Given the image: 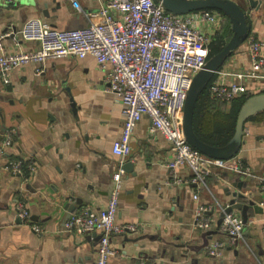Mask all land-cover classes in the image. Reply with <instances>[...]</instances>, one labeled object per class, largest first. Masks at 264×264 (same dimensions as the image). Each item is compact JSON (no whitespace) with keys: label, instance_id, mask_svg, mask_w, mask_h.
<instances>
[{"label":"crops","instance_id":"0c3cea01","mask_svg":"<svg viewBox=\"0 0 264 264\" xmlns=\"http://www.w3.org/2000/svg\"><path fill=\"white\" fill-rule=\"evenodd\" d=\"M77 1L86 11H95L99 4ZM222 1L244 13L248 37L264 41V0ZM33 18L59 30L79 29L87 23L68 0H0V37L10 34L2 40L6 50L17 49L14 35ZM247 39L239 41L219 73L249 67ZM104 75L93 58L68 57L47 60L40 74L35 65H27L12 71L7 83L0 78V148L5 132L15 130L11 144L0 154V264L94 263L98 235L75 236L64 231V223L83 207L99 211L112 189L117 158L111 146L120 138L123 117L120 100L105 90ZM259 84H248L246 92L264 93V81ZM149 126L150 120L143 117L135 127L132 153L125 160L135 174L123 176L116 218L117 224L134 225L137 232L111 237L115 256L109 264H264V211L247 210V218L253 220L245 231L248 247L227 248L221 258L207 257L203 245L223 236L214 233L206 240L193 217L194 193L203 204L215 198L226 207L237 183L243 195L251 192V198L259 200L255 182L213 170L207 188L189 183V170L173 172L165 167L171 151L163 137L148 134ZM15 156L28 162L31 172L25 167L23 177L13 176L5 166ZM235 159L256 175L264 172V123L245 122ZM174 175L181 183L174 182ZM68 204L75 207L71 213ZM19 206L27 210V222L18 216ZM211 213L217 223L218 210Z\"/></svg>","mask_w":264,"mask_h":264},{"label":"built area","instance_id":"2783aa9c","mask_svg":"<svg viewBox=\"0 0 264 264\" xmlns=\"http://www.w3.org/2000/svg\"><path fill=\"white\" fill-rule=\"evenodd\" d=\"M68 1L83 15L86 25L59 30L38 18L29 19L14 35L17 49L12 51L6 50L2 43L10 34L2 35L0 78L7 83L12 71L27 65H35L36 74H40L49 59L91 57L105 72V90L120 100L123 125L120 138L111 146L117 164L107 201L99 211L83 207L64 223V231L75 236L100 235L93 264H109V259L115 256L112 236L137 232L134 225L117 224L116 218L125 175L122 166L131 156L133 133L143 117L150 120L148 134L160 135L169 146L171 160L165 164L169 171L186 168L192 174L189 183L199 188H207L205 182L213 170L251 180L261 198L254 201L251 192L243 196L264 211V172L254 174L235 157L220 160L206 156L188 144L183 133L182 114L187 93L193 78L205 69L210 42L221 29L220 15L208 10L179 15L167 12L156 0H98L95 11L83 10L77 0ZM19 42L33 47L23 48ZM246 42L249 67L237 73L217 71L215 74L219 77L208 87L209 96L216 103L229 105L248 90V84L256 82L259 87L264 81V41L249 36ZM14 134V129L5 132L0 154L2 148L11 144ZM24 162L17 158L8 161L5 167L13 176L23 177ZM27 168L30 172L33 169L31 165ZM174 176V182L181 183ZM236 191L242 193V190ZM192 200L196 204L193 211L196 229L207 232L215 227L224 238L208 242L203 249L207 257L221 258L224 250L237 245L248 247L245 231L253 223L251 218L244 222L234 210L225 213L227 205L223 206L215 198L206 205L194 193ZM215 209L219 212L218 218L223 214L219 226L209 217ZM17 214L27 222L26 209L19 206ZM250 252L254 255L251 249Z\"/></svg>","mask_w":264,"mask_h":264},{"label":"water","instance_id":"95a60500","mask_svg":"<svg viewBox=\"0 0 264 264\" xmlns=\"http://www.w3.org/2000/svg\"><path fill=\"white\" fill-rule=\"evenodd\" d=\"M161 2L163 8L168 12H172L175 14H186L188 12L203 10L205 8H215L220 9L223 13L228 16L230 23L233 25V35L228 43L223 47L222 51L217 55L213 56L211 59L207 60V64L205 65V69L198 73L192 81V84L187 93V100L183 109V133L185 134V138L188 144H190L196 150H199L202 154L220 160L231 159L236 156L239 151V147L242 143L243 137V128L246 120L258 114L260 111L264 110V93H260L259 95L253 96L248 99L241 107L239 112L235 135L234 137L225 145L223 148H212L210 146L203 145L201 142L197 140L194 133L191 129V119H192V109L194 105V101L197 98L198 93L205 87V85L211 79L210 77L217 72L219 66H222L224 63V58L230 54L240 43L239 41L242 38H245L247 31L249 30V26L245 22L244 13L238 9L236 6L224 1L219 0H156ZM123 170L127 173H133L132 170L133 165L130 162H126L122 166ZM237 190H242L241 183H237ZM232 197L228 201V206L225 209V213H229L233 210H237L240 212L242 221L246 222L247 220V210L249 208H254L257 213H261V210L258 206L255 205L252 201H246L244 204L237 202L244 201L245 196L241 192L233 191L230 194ZM77 204L80 201L77 200ZM68 208V212H72L75 207L73 205L66 206ZM223 214H220L217 222V226L221 224V218ZM218 233L217 230H209L207 232H203V238L209 239L211 234ZM100 239V235L97 236V241ZM208 245V241H205L203 247Z\"/></svg>","mask_w":264,"mask_h":264},{"label":"trees","instance_id":"16d2710c","mask_svg":"<svg viewBox=\"0 0 264 264\" xmlns=\"http://www.w3.org/2000/svg\"><path fill=\"white\" fill-rule=\"evenodd\" d=\"M204 10L218 13L221 24V29L214 34L210 42L207 54V60H209L222 51L233 33L228 21L229 19H227L222 10L215 8H205ZM246 37L248 38L247 34L245 35ZM229 55L223 59L225 62L229 58ZM221 67L219 66L217 71ZM210 78L194 101L191 114V129L197 140L203 145H208L212 148H223L235 135L236 122L242 105L255 95L245 92L240 97L234 99L229 105H226V103H216L209 96L208 92V87L216 79V74H213ZM246 122L264 123V110L255 116L249 117ZM17 158L21 157L15 156L12 159L15 160ZM28 165V162H24L23 169L25 170Z\"/></svg>","mask_w":264,"mask_h":264},{"label":"rangeland","instance_id":"374dc122","mask_svg":"<svg viewBox=\"0 0 264 264\" xmlns=\"http://www.w3.org/2000/svg\"><path fill=\"white\" fill-rule=\"evenodd\" d=\"M225 15V14H224ZM226 16V15H225ZM227 17V19H228V16H226ZM229 21V20H228ZM262 94V93H261Z\"/></svg>","mask_w":264,"mask_h":264}]
</instances>
